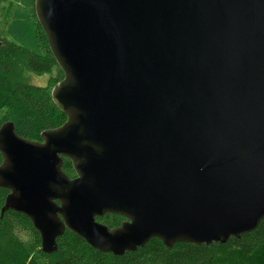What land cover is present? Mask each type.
<instances>
[{
	"label": "water",
	"instance_id": "water-1",
	"mask_svg": "<svg viewBox=\"0 0 264 264\" xmlns=\"http://www.w3.org/2000/svg\"><path fill=\"white\" fill-rule=\"evenodd\" d=\"M67 116L43 142L0 129L2 214L46 254L70 231L132 254L226 244L264 220V0H36ZM72 161L76 177L62 170ZM107 214L125 222L110 229Z\"/></svg>",
	"mask_w": 264,
	"mask_h": 264
},
{
	"label": "trees",
	"instance_id": "trees-1",
	"mask_svg": "<svg viewBox=\"0 0 264 264\" xmlns=\"http://www.w3.org/2000/svg\"><path fill=\"white\" fill-rule=\"evenodd\" d=\"M8 1L12 4L8 24L0 32V129L12 123L21 138L42 143L43 132L59 129L67 122L52 98L53 89L65 75L37 18L36 0ZM20 64L34 76L49 75L54 69L57 74L45 87L17 82ZM15 111L24 116L16 120ZM3 164L0 152V166ZM62 170L69 178L76 177L70 159L63 158ZM9 195V190L0 189V264H264V220L255 231L226 244L208 247L180 243L169 251L160 240L153 239L124 256L99 252L67 230L57 240L58 251L49 255L43 252L41 235L29 218L12 210L2 214ZM96 221L114 230L126 220L107 214Z\"/></svg>",
	"mask_w": 264,
	"mask_h": 264
},
{
	"label": "rangeland",
	"instance_id": "rangeland-1",
	"mask_svg": "<svg viewBox=\"0 0 264 264\" xmlns=\"http://www.w3.org/2000/svg\"><path fill=\"white\" fill-rule=\"evenodd\" d=\"M11 7L12 4L8 0H3L0 3V32L3 31L8 24V15ZM56 74L57 70L54 69L53 72L49 75L34 76L30 71H28V69L20 64L17 66L16 70V81L28 83L38 87H45L48 84L50 78L55 77ZM14 114H16V120H19L24 116V113H22L21 111H15Z\"/></svg>",
	"mask_w": 264,
	"mask_h": 264
}]
</instances>
